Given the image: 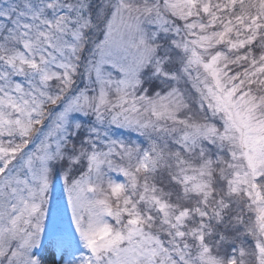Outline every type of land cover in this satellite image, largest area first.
<instances>
[{
	"label": "snow or ice",
	"instance_id": "6c2138e0",
	"mask_svg": "<svg viewBox=\"0 0 264 264\" xmlns=\"http://www.w3.org/2000/svg\"><path fill=\"white\" fill-rule=\"evenodd\" d=\"M0 264H264V0H0Z\"/></svg>",
	"mask_w": 264,
	"mask_h": 264
},
{
	"label": "rangeland",
	"instance_id": "374dc122",
	"mask_svg": "<svg viewBox=\"0 0 264 264\" xmlns=\"http://www.w3.org/2000/svg\"><path fill=\"white\" fill-rule=\"evenodd\" d=\"M58 195V194H57Z\"/></svg>",
	"mask_w": 264,
	"mask_h": 264
}]
</instances>
